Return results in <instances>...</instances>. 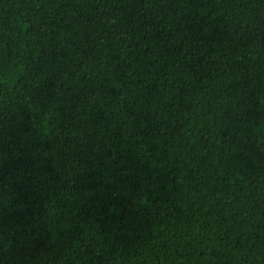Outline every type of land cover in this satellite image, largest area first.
I'll list each match as a JSON object with an SVG mask.
<instances>
[{"label": "trees", "instance_id": "obj_1", "mask_svg": "<svg viewBox=\"0 0 264 264\" xmlns=\"http://www.w3.org/2000/svg\"><path fill=\"white\" fill-rule=\"evenodd\" d=\"M0 264H264V0H0Z\"/></svg>", "mask_w": 264, "mask_h": 264}]
</instances>
